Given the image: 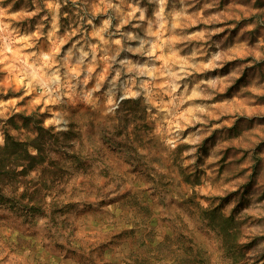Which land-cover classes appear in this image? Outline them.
Segmentation results:
<instances>
[{"label":"rangeland","instance_id":"374dc122","mask_svg":"<svg viewBox=\"0 0 264 264\" xmlns=\"http://www.w3.org/2000/svg\"><path fill=\"white\" fill-rule=\"evenodd\" d=\"M39 126L0 264H264V0H0V145Z\"/></svg>","mask_w":264,"mask_h":264},{"label":"trees","instance_id":"16d2710c","mask_svg":"<svg viewBox=\"0 0 264 264\" xmlns=\"http://www.w3.org/2000/svg\"><path fill=\"white\" fill-rule=\"evenodd\" d=\"M38 134L26 139L6 132L5 140L0 145V202L7 201L11 207L22 206L30 211H40L44 196L39 187V180L30 177L38 163L45 160V130L39 126ZM29 146L37 148L31 153Z\"/></svg>","mask_w":264,"mask_h":264}]
</instances>
